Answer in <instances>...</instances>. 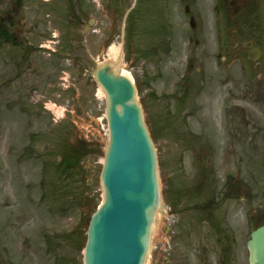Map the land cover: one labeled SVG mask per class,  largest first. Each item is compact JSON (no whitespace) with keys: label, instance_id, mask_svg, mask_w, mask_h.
Wrapping results in <instances>:
<instances>
[{"label":"rangeland","instance_id":"1","mask_svg":"<svg viewBox=\"0 0 264 264\" xmlns=\"http://www.w3.org/2000/svg\"><path fill=\"white\" fill-rule=\"evenodd\" d=\"M171 1L169 20L168 0H0V19L24 21L18 44L0 40V264H83L109 141L94 71L112 50L125 54L159 157L167 212L146 264H249L248 235L264 222V102L241 97L238 118L224 123L216 0L193 5L206 26L199 44L183 3ZM243 76L240 94L253 85ZM83 143L90 153L66 167ZM233 187L241 198L225 199ZM220 236L235 237L233 256L220 253Z\"/></svg>","mask_w":264,"mask_h":264},{"label":"water","instance_id":"2","mask_svg":"<svg viewBox=\"0 0 264 264\" xmlns=\"http://www.w3.org/2000/svg\"><path fill=\"white\" fill-rule=\"evenodd\" d=\"M102 63L95 72L107 96L110 141L101 182L104 200L93 214L84 264H145L162 208L158 159L130 76ZM250 264H264V226L250 234Z\"/></svg>","mask_w":264,"mask_h":264},{"label":"flooded vegetation","instance_id":"3","mask_svg":"<svg viewBox=\"0 0 264 264\" xmlns=\"http://www.w3.org/2000/svg\"><path fill=\"white\" fill-rule=\"evenodd\" d=\"M213 10L217 17L218 86L220 87L218 95L222 103L224 123L232 127V123L238 118L241 97L244 100L249 97L253 102L260 98L264 102V0H216ZM192 16L191 14L190 17ZM15 21L24 24L22 19L14 18L12 12L8 13L6 18L0 19L1 41L12 45L19 43L15 37L19 38L21 28L15 24ZM11 26L15 28L14 36L9 35ZM25 27L29 33L27 25ZM202 31L204 34L203 28L201 33ZM190 40H193L192 36ZM195 41L197 44L200 43L198 39ZM254 56L257 58L253 59ZM245 62L250 71L248 80L254 86L247 89L246 93L240 94V74L242 69H246ZM206 86L208 81L205 82ZM237 192L233 187L224 193V197L231 200L237 196ZM230 217L227 212V218ZM227 251L230 252V249L228 248Z\"/></svg>","mask_w":264,"mask_h":264},{"label":"trees","instance_id":"4","mask_svg":"<svg viewBox=\"0 0 264 264\" xmlns=\"http://www.w3.org/2000/svg\"><path fill=\"white\" fill-rule=\"evenodd\" d=\"M90 153V149L86 144L83 143L79 147H71L69 152H66V156L64 155V163L66 167L74 168L77 162L80 163V159Z\"/></svg>","mask_w":264,"mask_h":264},{"label":"bare ground","instance_id":"5","mask_svg":"<svg viewBox=\"0 0 264 264\" xmlns=\"http://www.w3.org/2000/svg\"><path fill=\"white\" fill-rule=\"evenodd\" d=\"M113 49H115V48H113ZM109 56L111 58L110 62L115 64V66L119 64V57L114 56V50L110 51V55ZM123 72L126 73L125 71H123ZM101 93H103L102 90H101Z\"/></svg>","mask_w":264,"mask_h":264}]
</instances>
